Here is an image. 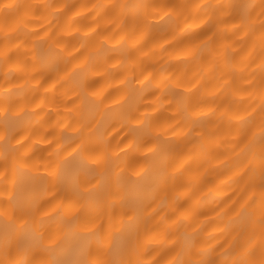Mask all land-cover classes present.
<instances>
[{
  "label": "clouds",
  "instance_id": "1",
  "mask_svg": "<svg viewBox=\"0 0 264 264\" xmlns=\"http://www.w3.org/2000/svg\"><path fill=\"white\" fill-rule=\"evenodd\" d=\"M0 264H264V0H0Z\"/></svg>",
  "mask_w": 264,
  "mask_h": 264
}]
</instances>
